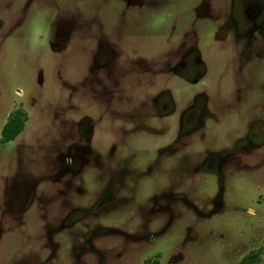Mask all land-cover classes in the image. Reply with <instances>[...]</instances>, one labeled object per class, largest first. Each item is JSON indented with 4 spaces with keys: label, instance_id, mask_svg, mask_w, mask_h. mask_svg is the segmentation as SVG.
I'll list each match as a JSON object with an SVG mask.
<instances>
[{
    "label": "rangeland",
    "instance_id": "rangeland-1",
    "mask_svg": "<svg viewBox=\"0 0 264 264\" xmlns=\"http://www.w3.org/2000/svg\"><path fill=\"white\" fill-rule=\"evenodd\" d=\"M217 1L0 0V264H264V89H227Z\"/></svg>",
    "mask_w": 264,
    "mask_h": 264
},
{
    "label": "flooded vegetation",
    "instance_id": "flooded-vegetation-1",
    "mask_svg": "<svg viewBox=\"0 0 264 264\" xmlns=\"http://www.w3.org/2000/svg\"><path fill=\"white\" fill-rule=\"evenodd\" d=\"M218 3H221V0L217 1V5ZM202 15L212 17L215 22L224 19L222 28L229 31L232 30L231 33H234V38L232 39L234 43L228 41L225 36L220 38V41L225 43V47L233 52V56L228 59L226 70L222 74L226 78L227 75L232 74V79L227 78L232 81V84H228L227 89L230 92L235 91L241 100L245 99L244 93L247 94L250 87L256 86L264 89V86H261L257 79L264 72V49H262L264 38L261 39L263 43L257 42L259 40L257 35H264V0H233L231 7L221 9H212L211 6L206 5V2H204L199 7L198 16L201 18L203 17ZM178 51L177 54H174L177 62L175 67L185 68L183 78L196 83L200 79L198 78L199 76L204 77L206 75V72L199 71L191 63L198 61L195 55H192V53L189 55L191 49L183 53L182 57L179 56ZM171 52L174 53V50ZM228 66L230 68L227 69ZM238 70L240 71L237 72ZM191 73H198L197 79L191 78ZM234 78L238 81L237 85H235V82L233 83ZM163 107H166L165 103L162 104Z\"/></svg>",
    "mask_w": 264,
    "mask_h": 264
},
{
    "label": "trees",
    "instance_id": "trees-1",
    "mask_svg": "<svg viewBox=\"0 0 264 264\" xmlns=\"http://www.w3.org/2000/svg\"><path fill=\"white\" fill-rule=\"evenodd\" d=\"M24 123L23 112L21 110L15 111L2 128L0 142L6 143L14 140L23 131ZM147 264H158V261L148 262Z\"/></svg>",
    "mask_w": 264,
    "mask_h": 264
}]
</instances>
